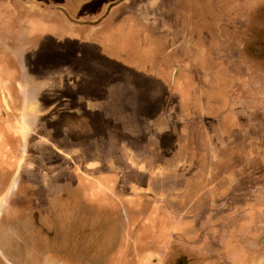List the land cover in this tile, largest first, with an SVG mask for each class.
Returning a JSON list of instances; mask_svg holds the SVG:
<instances>
[{
    "label": "crops",
    "instance_id": "0c3cea01",
    "mask_svg": "<svg viewBox=\"0 0 264 264\" xmlns=\"http://www.w3.org/2000/svg\"><path fill=\"white\" fill-rule=\"evenodd\" d=\"M13 2L18 4L15 12L12 11ZM162 3L169 6L189 4L187 9L181 8L182 12L180 9L176 11L174 17H162L156 14ZM237 3H243L247 12L255 5L264 3V0H105L103 13L89 16L88 19L73 14L64 1L0 0V6L4 7V10H0V47H3V55H0V220L4 217V223L0 226L4 238L0 244V264H28L26 254H16L12 250V236L20 238L22 242L31 239V245L27 243L25 246H29L37 260L41 261L38 264H78L76 261L96 260H114L115 264L145 260L155 261L151 264H170L171 260L180 259L183 252L186 253L182 251V246L176 244L190 243L192 237L189 235L193 234L190 229L196 226H216L208 218L194 221L182 214L189 211H218L222 206H227L226 211L236 212L237 204L242 205V209H238L247 213L244 222L264 227V146L261 143L264 140L263 50L253 49V52H259L258 56L254 53L246 55L244 63H237L239 70H243V79L236 80L235 85L232 79L233 86L227 88L228 102H233L229 110L228 106L220 107L218 100H211L212 97L200 96L198 92L193 97L187 89L181 88L179 83L184 81L179 80L176 72L179 65L176 63H145L148 66L143 63L137 72L138 66L133 70L135 74H142L131 76L137 78V81L134 78L131 79L133 81H124L117 76L112 83L115 91L107 93L106 89L105 96L101 98L105 99V104L110 100V106H114L119 115L144 117L138 123L137 119H132V124H143V130L150 139L151 135H159L164 139L162 134L174 138L169 146L159 147L153 142L149 143V150L159 154L158 159L151 154L141 158L132 146L126 159V168L118 166L123 162L122 159L110 157L101 160L97 157L84 160L81 169L74 155L78 151L68 153L58 149L60 146L48 134L55 130V115L51 113V116L45 118V114L42 117L44 111L39 109L38 103L44 84L50 81L42 77L43 72L29 75L26 64L29 63V56L35 58L34 63L44 62L42 41L43 36L47 35L44 25L50 27L47 32L54 36L56 20L61 22L63 29L70 31L79 30L81 27L75 28L74 25H80L77 21L83 20L87 27V30L83 29V34L86 35L90 31L110 27L122 15L133 12L138 14L140 21L136 24L133 20L134 27L141 26L139 28L144 30L145 35L149 34L147 29L150 28V34L163 35L166 45L164 53L181 49L194 36L195 40L190 43L198 48L200 57L209 47L214 57H219L218 51H224L222 54L226 59L220 63L223 71L215 70V66L210 68L207 63H195L199 84L215 83V78L224 84L228 82V79L223 81L224 76L228 78L236 74V64L229 62L228 51L236 47L231 38L235 36L233 32H236L232 26L235 20L232 16L235 15L231 14L235 11L229 5ZM223 5H227L228 10ZM259 14L245 13L244 29L250 37L264 35L261 27L264 21ZM197 16V24L201 28L198 34L194 32L192 23ZM179 19L185 20L182 28V24L178 27L173 25V20ZM16 24H19V33L16 35L22 38L13 43L15 33L12 34V29ZM179 27L181 32L176 34L184 38L172 45L170 37L176 35L173 32ZM258 27L260 29H256ZM7 63H18L14 65V85L19 98L17 104L12 100V92L5 87L6 83L12 82L11 72L8 74L1 69ZM173 67L172 74H164L165 71L171 72ZM51 68V78H54L55 64ZM142 82L152 85V90L144 97L140 94L141 88L137 87V83ZM29 83L35 85L36 90L32 95L23 90V85ZM50 83H55V79ZM121 86L129 91L120 90ZM141 99L146 100L145 104L149 108L158 106L152 119L150 115L146 116L144 108L136 107V102ZM126 100L131 105L127 108L131 110L129 113L124 110ZM30 103H35L32 114L29 112ZM51 106L53 112L55 103ZM85 108L90 107L87 104ZM101 114L108 116L111 111L106 110ZM48 124L50 127L46 128ZM173 124H178L179 128L175 130ZM32 132L40 135L39 139L34 140L38 147L41 146L35 154L36 158L27 155V145L29 141L33 142L30 139ZM55 152H61L73 161L68 166L69 171H63L65 175L59 171L58 165V170L55 169ZM45 153L53 155L51 161ZM104 162L115 166L104 171L94 170ZM215 164H223L227 169L219 174L217 169L220 166L213 167ZM233 164L237 168L248 165V178L252 183L249 188L243 191L236 189L233 184L235 176L231 174L234 173ZM252 164L259 166V170L250 166ZM192 165L195 170L190 172ZM177 180H180L179 184H176ZM220 180L224 182L220 183ZM222 186L226 187L221 189ZM237 195L243 196V203H237ZM29 208L44 214L55 211V243L48 242L42 227H37L34 233L27 229L24 222H20L21 225L16 228L8 225L7 220L12 222L20 212ZM61 220L66 225L60 226ZM93 231H98L99 236L106 235L109 240L100 241L105 246L111 244V249L108 250L107 246L103 250L101 246L100 251L92 254L93 247L88 244L95 240L91 242L86 237H90ZM75 235L78 241L73 239ZM231 238L224 236L229 243L235 241ZM184 249L187 250L186 247ZM200 254L196 257L202 259Z\"/></svg>",
    "mask_w": 264,
    "mask_h": 264
},
{
    "label": "rangeland",
    "instance_id": "374dc122",
    "mask_svg": "<svg viewBox=\"0 0 264 264\" xmlns=\"http://www.w3.org/2000/svg\"><path fill=\"white\" fill-rule=\"evenodd\" d=\"M17 1V0H16ZM56 1H64L67 6L71 9L73 14L78 17H89L96 16L103 13L104 1L105 0H56ZM103 2V3H102ZM189 4V3H188ZM188 4L179 5H167L165 3L160 4L159 9L156 10L157 16H171L175 15V12L186 8ZM12 11L15 12L18 9V4L13 2ZM174 6V7H172ZM197 6V5H195ZM225 8L227 5H223ZM232 10V16L235 20L232 21V26L236 30L233 32L235 35L231 37L234 40L236 47L229 50V62L236 64L234 70L236 74L233 77L222 78L223 81L227 83H220L222 80L215 78V83H206V85L199 84V80H197L195 63H207L210 68L215 66V70L223 71L224 68L221 67L220 63H224L225 56L222 54L224 51H218L219 57L213 56V51L209 47L207 51H204L201 56L198 48L191 41L195 40L194 37H187L190 39L189 42L182 46L180 49H174L171 52L164 53L166 50V45L164 44V37L162 34H150V30H148L149 34L145 35L144 30H141V26L134 27L135 23H139L138 14L133 12H128L122 15L116 23L110 25V27H106L105 29H101L98 31H90L86 35L83 34V29L87 27L84 25L83 20L77 21L80 25H74L75 28L79 26V30H66L63 29L60 21H55V35L51 36V32L49 31V26H43L46 30V36H43L44 42V57L43 63H34L35 58L31 56L28 57L29 63L27 64V71L30 74L34 72L42 73V77L45 80L52 81L55 79V83H46L44 84L43 92L40 94L39 109L44 111L42 114L45 118L54 113L55 115V130L48 132L50 137L55 139V144L59 145V150H64L65 152H76L74 155L75 160L79 161V167L82 169L83 161H87L89 158H99L101 160H106L107 158H118L122 159L123 162H120L118 166L120 168H126L127 164L126 159L129 155V149L133 146L135 147L136 155H140V157H144L148 154L153 155L158 159L159 154H155V151L149 150V143L153 142L155 145L159 147L169 146L174 142V138H171L167 135H163L160 138L159 135L153 136L151 135V139L148 134L143 130V124H132V119H137V123L142 122V116H131V115H119L116 112L115 107L110 106L111 101L107 100V104L105 99H101L108 92H114L115 89L112 87L115 82V78L121 77L124 81H133L134 77L132 75L139 76L142 75L140 73H133L135 71V67L138 66L136 72L141 68L143 63H176L179 65L177 68V74L179 76V80L184 82L179 83L181 88H185L190 92L193 97H196V93L204 97L207 95L211 100H218L220 107H229L231 108L232 100H229L227 97V88L233 86L231 82L234 80V85L236 80L243 79L242 71L239 70V66L237 63H244L246 59V55L256 54L259 55V52H253V49H261L264 51V35L263 36H252L250 37L246 32L244 27H246V19L245 13L248 15H255L256 12H260L259 15L263 18L264 21V3L255 5L251 10L246 12L245 5L234 4L229 5ZM7 9V6L5 7ZM227 9V8H226ZM0 10H4L3 5L0 6ZM228 10V9H227ZM182 12V10H181ZM179 17V15H176ZM88 19V18H87ZM134 20V21H133ZM30 21V20H29ZM139 21V22H138ZM4 21H1L3 23ZM185 20H173V25L178 27L180 24L181 28L184 25ZM18 23V22H17ZM75 23V22H73ZM163 23V21L161 22ZM194 25V32L197 34L201 28L197 23H199L198 16L194 17L192 20ZM19 24H16V27H13L12 34L13 43H17L18 40L22 37L16 35L19 33ZM147 27V26H146ZM248 27L252 28L251 24H248ZM263 32H264V23H263ZM89 29V27H88ZM256 29H260L259 27ZM140 32H137V31ZM180 27L173 32V34L180 33ZM172 45L181 41L183 36L172 35L171 37ZM54 39V40H52ZM225 39H228L226 37ZM174 42V43H173ZM178 47V46H177ZM3 47H0V55L2 53ZM164 54V55H163ZM264 54V53H263ZM31 55V54H30ZM107 58V59H106ZM228 58V56H227ZM159 59V60H158ZM181 63V64H180ZM18 63H7L6 66L2 67V70H5L8 74L11 72L12 79L11 83H6L5 87L12 92V100L15 104L18 102V93L15 90V79L14 70L15 66ZM52 64H55V76L51 78V70ZM5 65V64H4ZM15 65V66H14ZM148 66V64H145ZM180 65H182L180 67ZM192 65V68L190 67ZM144 70V69H143ZM171 72L165 71V75L172 74ZM202 76V73H201ZM144 78L145 76H141ZM35 79V78H34ZM137 81V78H134ZM206 79V78H205ZM233 79V80H232ZM123 81V82H124ZM121 82V83H123ZM26 86V87H25ZM23 85V90L27 91L29 95H32L35 92V85L29 83L28 85ZM172 86V85H170ZM202 86V87H201ZM205 86V87H204ZM25 87V88H24ZM137 87L141 88V96H147L148 92L152 90V85L150 83H137ZM154 87V86H153ZM137 88V89H138ZM201 88V89H200ZM136 89V90H137ZM124 92H128L125 87L121 86V89ZM137 92V91H136ZM201 93V94H200ZM54 95V97H52ZM172 95V94H171ZM172 97V96H171ZM199 97V96H198ZM196 101V98H193ZM152 101V100H150ZM52 103H55V108L53 112H51ZM146 100L137 101L136 107L144 108L146 111V116L150 115V119L154 116L153 114L158 111V106L153 105L152 107H147L145 104ZM34 104H29V112L34 113ZM89 105L90 108H85L86 105ZM114 104V103H113ZM103 105V107H102ZM196 103L194 104V106ZM111 107V109L109 108ZM131 107L130 101H125L124 110ZM42 108V109H41ZM105 108V110H103ZM126 108V109H125ZM50 110L45 113V111ZM108 110L111 111V114L108 116H104L101 112ZM128 113L131 110H127ZM51 116V115H50ZM32 117V116H31ZM29 117V118H31ZM233 118V116H230ZM140 118V120H138ZM177 118V117H175ZM172 126L175 130L178 129V124H173ZM41 126V125H40ZM50 127V124L46 125L47 128ZM133 128V129H132ZM133 130V131H132ZM39 133L32 132L30 133V139L27 145V155L33 156L32 158H36V153L40 150L38 147V143L34 142L35 138L39 139ZM264 146V140L261 141ZM36 144V145H35ZM153 144V145H154ZM262 146V149H263ZM259 149L258 151H261ZM63 151V152H64ZM139 152V153H138ZM44 155L50 156V161L53 156L51 153H45ZM55 169H57V165L59 166V171L67 172L68 166L73 164V161L70 158H67L66 155L61 152H55ZM161 156V154H160ZM65 157V158H64ZM254 158V157H253ZM228 159L226 158V162ZM221 162V161H220ZM219 162V163H220ZM220 166L217 171L219 174L225 172L224 169H227V166L223 164H215L213 167ZM235 168H237L236 164H233ZM232 165V167H233ZM115 166V164L111 163H100L94 170L96 171H104L109 168ZM255 170H259V166L256 164H252ZM234 173L232 172V176H235V184L236 189L243 191L244 188H249L252 183H250L251 179L248 178L249 169L248 165L244 167L241 165L239 168L235 169ZM58 170V169H57ZM195 170V166L192 165L190 168V172ZM64 172L62 174H64ZM65 175V174H64ZM71 181V180H70ZM220 183H223L224 180H220ZM180 180H177L176 184H179ZM194 182V180H193ZM253 182V181H252ZM226 186H222L225 188ZM78 194V193H77ZM79 198V197H78ZM237 203H243V196L237 195L235 196ZM63 203L62 200L58 199ZM55 204V197L52 198ZM61 204V203H57ZM75 204V203H73ZM77 203L76 205H79ZM227 206L219 207L218 211H189L187 213H181L187 218L197 219H209L213 221L215 227H193L191 232L193 233L191 236L190 243L184 244L183 242L177 243V246H182L183 257L180 259L169 260L170 264H264L263 258H260L261 251L262 255H264V227H258L256 225L245 223L244 217L247 215L242 210V205L236 206V212L226 211ZM4 213V211H3ZM263 214V213H262ZM6 216V214H5ZM51 216V217H50ZM181 216V215H179ZM4 218V217H3ZM0 220V226L4 223V219ZM8 221V225L15 226L21 225L20 222H24L27 229L30 231H37V227H42L44 229L45 237L47 238L49 243H55V211L50 212L49 214H44L41 212H33L30 208L27 211L20 212V215L17 219H14L12 222ZM241 223L240 225H238ZM61 220V225L64 224ZM235 224V226H233ZM248 225H251L248 227ZM17 231V230H16ZM70 232V229H69ZM72 234V231H71ZM105 233H103L104 235ZM229 236L230 238H234L235 241L232 243L227 242L224 239V236ZM98 236V238H97ZM106 235L99 236L98 231H93V233L86 237V239L92 242V244H88V246L93 247L92 254L96 251H100L101 246L103 250L108 246V250L111 249L112 245H106L101 242L100 239L108 241L109 239L105 237ZM219 236L221 237L218 242ZM38 238L39 235H38ZM232 238L230 240H232ZM2 231L0 229V244H2ZM37 239V237H36ZM75 241L79 239L76 238V235L73 237ZM262 239V240H261ZM11 245L13 247V251L16 254H26V258L28 260V264H38L41 261L37 260L35 257V253L29 248H26V244L31 245V239H26V241L22 242L20 238H14L13 236L10 239ZM109 243V242H108ZM186 247L187 250L184 248ZM244 249L247 250L248 253H244ZM102 251V250H101ZM104 252V251H102ZM99 253V252H98ZM97 253V254H98ZM202 253V259H199ZM185 255V256H184ZM263 257V256H262ZM51 262V261H49ZM78 264H101L108 263L113 264L114 260H96V261H76ZM120 262V261H119ZM129 261H123V264L128 263ZM155 261H131L132 264H151ZM250 262V263H249ZM58 264H61L60 262ZM67 264V263H63Z\"/></svg>",
    "mask_w": 264,
    "mask_h": 264
},
{
    "label": "flooded vegetation",
    "instance_id": "af4514ba",
    "mask_svg": "<svg viewBox=\"0 0 264 264\" xmlns=\"http://www.w3.org/2000/svg\"><path fill=\"white\" fill-rule=\"evenodd\" d=\"M244 212H245V211H244ZM0 217H1V213H0ZM246 217H247V216H245L243 220H245ZM240 224H241V223H239L238 225H240ZM240 226H241V225H240ZM248 227H249V226H248ZM261 240H262V239H261ZM243 251H244V253H248L246 249H244ZM263 253H264V252H263ZM261 256H262V251H261ZM261 256H260V258H261ZM262 258H263V260H264V255H263ZM249 263H250V262H249ZM263 263H264V262H263ZM113 264H115V262H114ZM250 264H251V263H250Z\"/></svg>",
    "mask_w": 264,
    "mask_h": 264
}]
</instances>
